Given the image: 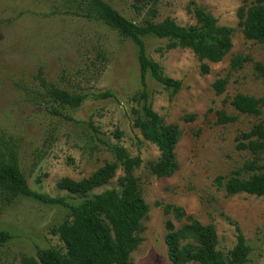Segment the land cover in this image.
<instances>
[{"label":"rangeland","instance_id":"obj_1","mask_svg":"<svg viewBox=\"0 0 264 264\" xmlns=\"http://www.w3.org/2000/svg\"><path fill=\"white\" fill-rule=\"evenodd\" d=\"M101 1L135 24L170 18L183 27L195 25L188 10L197 7L214 16L220 27L234 29L232 48L202 74L203 62L191 50L169 49L167 40L142 38L147 56L163 74L182 82L174 92L147 75L143 87L138 45L106 21L97 4L0 0V168L18 167L31 192L24 195L0 180V264L37 260L45 250L65 253L54 230L71 220L70 211L39 198L82 202L59 190L58 182L83 180L114 162V146L142 159L134 175L150 208L142 221L143 242L131 254V264H172L168 224L178 228L182 223L166 212L168 207L213 226L217 250L225 256L237 242L231 223L236 222L250 249L247 264H264V196L226 192L237 173L245 180L258 173L246 171L247 164L264 165V153L256 157L237 149L241 133L264 126V108L254 116L231 106L238 94L264 96V80L255 70L257 63H264V43L246 40L238 18L239 9L255 0ZM245 58L241 68L234 67L236 59ZM218 79L228 80L221 95L214 90ZM144 106L181 132L175 148L178 169L170 177L158 178L149 171L160 152L134 127L137 119H146ZM219 113L236 121L220 124ZM123 175L120 168L109 185L92 195L118 188Z\"/></svg>","mask_w":264,"mask_h":264},{"label":"trees","instance_id":"obj_2","mask_svg":"<svg viewBox=\"0 0 264 264\" xmlns=\"http://www.w3.org/2000/svg\"><path fill=\"white\" fill-rule=\"evenodd\" d=\"M101 8L106 21L118 29L125 37L132 39L140 49L139 64L143 87H146V77L163 85L166 89L178 92L182 82L166 77L158 63L152 61L146 54L142 38L154 37L169 41V49L180 48L191 50L203 62L202 74L210 72L209 64L221 62L232 48L234 29L220 27L218 20L198 9L189 8L195 25L183 27L174 20L167 18L162 22L146 20L140 24L128 21L111 6L101 0H89ZM193 7L196 5L191 2ZM153 12V17L156 16ZM239 24L246 40L264 43V0H255L249 8L242 7L238 12ZM248 59H236L234 67H242ZM255 70L264 80V63H257ZM228 80L218 79L214 83L217 95L225 92ZM65 96V95H63ZM66 97V96H65ZM231 106L238 112L258 116L264 108V96L254 98L243 94L236 95L231 100ZM145 120L137 119L134 127L140 129L142 135L154 144L160 158L150 163L152 175L170 177L178 169L175 159V148L180 140L181 132L176 125H165L162 118L150 107L144 106ZM220 124H230L236 117L225 113L218 114ZM194 116H189L193 121ZM116 138L121 139L122 133L117 131ZM237 149L249 151L258 157L264 153V126L257 124L249 132L238 137ZM115 161L105 164L88 178L75 181L70 178L61 179L57 187L73 197L81 198L78 204H69L65 198L51 199L41 197L48 204L68 207L71 220L65 221L54 230L65 247V253L51 249L40 251L37 260L24 259L22 264H131V254L142 244V221L147 217L150 208L145 202L140 189L139 180L134 172L142 167L139 156L131 157L128 151L119 146L112 148ZM122 169L124 175L118 179V188L107 190L101 194L92 193L111 183L117 171ZM248 172H258L249 179L239 178V173L231 178L226 186L228 195L249 194L264 196V165L251 162L245 166ZM0 180L17 192L31 195L23 176L16 166L0 168ZM174 219L182 223L176 227L168 224L166 244L168 256L172 264H247L250 249L246 239L236 222L237 242L235 247L225 256L217 250V235L213 226H204L196 219L189 217L177 207H168ZM183 220L185 222L183 223Z\"/></svg>","mask_w":264,"mask_h":264}]
</instances>
